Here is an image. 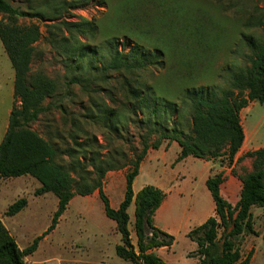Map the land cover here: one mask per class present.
<instances>
[{
  "label": "rangeland",
  "instance_id": "374dc122",
  "mask_svg": "<svg viewBox=\"0 0 264 264\" xmlns=\"http://www.w3.org/2000/svg\"><path fill=\"white\" fill-rule=\"evenodd\" d=\"M14 8L26 13L18 17L16 24L21 27L36 26L40 35L32 44L34 51L30 63V74L47 76L55 85L53 95L43 101L49 110L30 124L44 139L58 148V161L67 166L68 156L64 150L71 146L70 122L65 125L64 117H74L86 129L88 136H96L105 147L129 154L131 145L141 147L140 140L146 133L144 124L130 123L129 119L146 117L144 113L131 115L129 103L120 93L111 100L103 92L89 96L79 84L68 85L71 76L92 72L102 67L110 58L108 42L114 40L118 49L130 58L132 63L147 62L153 59V50L165 48L166 55L151 63L145 70L110 72L109 76H127L132 79L164 89V96L176 101L177 93L189 87L205 86L220 96L229 88L232 75L249 65L251 49L246 37L261 41L264 37V0H7ZM70 1L77 6L69 8ZM41 14L42 17L34 16ZM0 21L7 23L5 15ZM66 22L78 23L81 30H73ZM142 46L143 53H135L134 45ZM96 49V52L93 51ZM80 51H84L80 57ZM189 61V68L181 63ZM93 68V69H92ZM178 68L181 70L179 71ZM94 71V70H93ZM12 63L0 38V125L2 133L8 122V111L13 105ZM103 103L114 109L111 119L121 121V134L108 135L105 120L101 115L98 121L84 122L86 107L90 101ZM152 102H149V106ZM59 106L66 109V116ZM171 119L159 113L158 118ZM182 119L189 121L186 108ZM242 124L248 136L247 146L239 156L251 148L264 146V104L252 101L249 108L242 111ZM183 125V124H182ZM79 138H83L79 133ZM153 134L150 142L157 139ZM106 139V141L104 140ZM108 139V140H107ZM172 140L162 139L160 149L150 148V154L140 166V174L134 189L143 184L162 181L165 187H172L176 178H185L187 190L183 195L173 190L170 199L172 210L161 212L159 223H169L182 216L186 210L195 209L199 213L191 222L200 221L210 210L212 198L205 186L209 170L223 171L227 179L221 186V193L230 203L235 204L239 197L242 175L252 169L251 158L244 157L235 162L232 169L222 158L204 160L194 156L182 162L175 159L180 151L178 144L170 146ZM108 143V144H107ZM106 148L102 149L105 151ZM238 156V157H239ZM128 168L109 171L105 176L104 191L112 208H117L124 198L125 178ZM216 172V173H217ZM73 175L75 173L72 172ZM235 176L232 182L229 178ZM28 177V175L26 176ZM31 177V176H29ZM7 177H3L6 179ZM116 178L114 181H110ZM37 185L38 180L33 178ZM9 184L0 185V214L2 222L15 239L20 249L41 235L51 223L57 208V197L52 192L36 196L35 186L29 181L12 179ZM9 187V188H8ZM25 197L27 205L13 216H5L7 207L18 198ZM128 229L134 245L136 236L133 228L134 203L128 207ZM170 211L173 217H170ZM253 231H244L234 239L240 252V260L235 264H264V247L261 233L264 229V207H252ZM175 240L170 247L156 249L157 255L168 264H197L196 244L185 235L183 227L175 230ZM222 228L218 230L219 243ZM121 234L115 222L108 218L99 196L75 195L70 201L55 229L45 235L38 248L24 257L25 264H133L119 258L115 252L121 244ZM117 259V261L115 260Z\"/></svg>",
  "mask_w": 264,
  "mask_h": 264
},
{
  "label": "trees",
  "instance_id": "16d2710c",
  "mask_svg": "<svg viewBox=\"0 0 264 264\" xmlns=\"http://www.w3.org/2000/svg\"><path fill=\"white\" fill-rule=\"evenodd\" d=\"M68 6H77V1H70ZM0 14L8 19L7 23L0 21V38L14 70L13 105L0 142V177L30 175L40 183L34 190L36 196L52 192L58 199L47 229L22 249L0 219V264H25L24 257L35 252L40 240L55 229L71 199L77 194L86 196L95 191L103 203L106 216L115 222L116 230L121 234L122 243L115 249L117 256L133 264H167L154 250L170 247L174 237L155 227L153 220L165 193L152 184L144 185L136 193L132 187L149 149L159 148L165 138L175 141L180 147L176 162L188 156L206 161L220 157L234 174L232 166L235 162L244 157L251 158L252 169L237 175L241 186L235 204H231L221 194V185L225 180L223 171L206 178L205 186L214 203L215 216L208 217L202 224L187 232V237L196 244L198 264L237 263L241 255L235 247L234 239L244 231H253L251 208L264 207V148L236 157L245 139L241 110L252 101L264 104V37L261 41L246 37L251 49L249 65L232 75L229 88L220 96H216L211 88L200 85L180 90L176 101L165 98L164 89L155 85L149 86L123 75L109 76L110 72L124 71L131 74L138 69L145 70L151 63L166 55L164 47L153 50V59L132 63L118 49L114 40H110L109 60L100 68H92L94 71L91 70V73L71 76L68 85L79 84L89 96L103 92L111 100H116L115 94L120 93L124 101L129 103L131 115L136 116L137 112L144 113V110L149 109L146 117L129 119L130 123L144 124L146 128V133L140 140L141 147L131 145L129 154L112 150L110 145L105 147L100 143L96 136H88V132L76 118L64 117L65 125L70 122L69 138L72 145L64 150L69 161L67 166H63L58 161V148L30 128V124L42 112L49 110V105L44 106L43 101L56 90L55 83L47 76L30 74L34 51L32 44L40 33L36 26L17 25V18L26 16V13L14 8L7 0H0ZM34 16L42 17L39 13ZM65 24L75 31L82 29L78 23ZM133 49L138 55L143 53L142 46L138 44ZM93 51L96 52V49ZM83 53L84 51H80L79 56L82 57ZM181 65L180 68L186 69L193 66L189 61H184ZM149 102H152L151 106ZM59 108L66 116V109L61 106ZM185 108L189 117L187 123L182 119ZM160 112L166 119H171V115L176 114L171 126H168L167 120L158 118ZM114 113L113 108L92 100L86 107L84 122L98 121V116L103 115L102 119L108 130L105 138L115 134L118 136L121 134L120 127L125 125L111 119ZM79 133L83 138H79ZM153 134H158V137L150 142ZM104 148L106 150L102 151ZM123 168H128L124 174V198L117 208H112L103 190L104 179L107 172ZM131 203H134L135 245L128 229L127 210ZM26 205L25 197L18 198L7 207L4 215L13 216ZM220 228L221 243L218 240ZM261 236L264 247V229Z\"/></svg>",
  "mask_w": 264,
  "mask_h": 264
},
{
  "label": "crops",
  "instance_id": "0c3cea01",
  "mask_svg": "<svg viewBox=\"0 0 264 264\" xmlns=\"http://www.w3.org/2000/svg\"><path fill=\"white\" fill-rule=\"evenodd\" d=\"M12 95H13V93H12ZM252 102H250L245 108H243L242 110H241V112H240V117H241V124H242V111L244 110V109H247V108H249V106H250V104H251ZM9 113H10V110L8 111V118H9ZM7 124H8V122H7ZM242 126H243V124H242ZM6 128H7V125H6ZM244 128V127H243ZM5 131H6V129H5ZM5 131H4V133H5ZM4 133H2V125H0V142H1V140H2V138H3V135H4ZM248 141H249V139H248V136H247V134H246V132H245V139H244V142H243V144H242V146H241V148H240V150H239V152L237 153V155H236V157H238L239 156V154L242 152V150H245L244 148L247 146V143H248ZM177 143L175 142V141H173V142H171V144H170V146L169 147H171V146H174V145H176ZM162 147H164V146H161V147H159L158 149H160V148H162ZM258 148H264V146H260V147H258V146H256V147H254V148H251L249 151H252V150H255V149H258ZM150 154V150L148 151V153H147V155H146V157H148V155ZM145 157V158H146ZM144 158V159H145ZM188 157H186V158H184L183 160H181L180 162H182V161H184V160H186ZM142 163V162H141ZM217 171L215 170V172H212V171H210L209 170V172H208V176H211V175H213V174H215ZM219 172V171H218ZM139 174H140V172H139ZM139 174L135 177V179H134V181H133V185H132V187H133V191H134V193H136L140 188H142L144 185H146V184H148V183H143V184H141L138 188H137V190L136 189H134V185H135V182H136V180H137V177L139 176ZM224 175H225V180L227 179V175L224 173ZM27 175H22V176H18V177H7L6 179H4L5 181H3V177H0V185H5V184H9V187H11V186H13V185H15V184H13L12 185V182H10L9 180H12V179H20V180H24L25 179V181H29L30 183H31V185H33V186H35L36 188L37 187H39L40 186V183L37 185V183H35V181H34V179H33V177L31 176V177H29L30 175H28V177H26ZM207 176V177H208ZM181 177L182 178H176L175 179V184L172 186V187H170V186H168V187H165V185L162 183V181H160V180H156V181H154L153 183H151L152 185H154V186H156V187H158V188H160L164 193H165V197H164V199H163V201L161 202V204H160V206L158 207V209L155 211V214H154V216H153V220H154V225H155V227H157V228H159V229H161L162 231H165V232H167V233H169V234H171L173 237H174V240H175V232H174V230L177 228V227H183V230H184V233H185V235H187V232L189 231V230H191L192 228H194V227H196V226H198V225H200V224H202L208 217H210V216H215V211H214V203H213V201H212V204L210 205V210H209V212L200 220V221H198V222H191V220L192 219H196V217H198L199 216V213H198V211L196 212L195 211V209H191V210H186V212H184L183 214H182V216L180 217V219L178 218L177 219V216H176V218L175 217H173L172 215H173V212L172 211H170V217L172 216L174 219H176V220H170V222L169 223H167V222H165L164 223V226L162 225V224H160L159 223V218H160V214H161V212H164V211H168V210H172V208H170V204H171V201L173 200V199H170L169 197H170V195H171V193H172V191L173 190H177L176 192V194H178V195H183V192L184 191H186L187 190V185L186 184H184V180H185V178L183 177V175H181ZM233 178H236L235 176H231V178H229V182H232L233 181ZM116 178H112L111 180H109V182L110 181H114ZM224 180V181H225ZM39 182V181H38ZM224 183V182H223ZM222 183V184H223ZM104 184H105V181H104V183H103V190H104ZM222 186V185H221ZM1 187V186H0ZM8 187V188H9ZM105 192V191H104ZM47 193V192H46ZM106 194V193H105ZM222 194V193H221ZM43 195V194H42ZM90 195H93V196H98V193L95 191V192H93L92 194H90ZM107 195V194H106ZM73 199V198H72ZM71 199V200H72ZM230 202V201H229ZM70 203V202H69ZM232 204V203H231ZM69 205V204H68ZM131 205V204H130ZM63 215V214H62ZM61 215V216H62ZM60 216V217H61ZM0 219L2 220V218H1V214H0ZM60 219V218H59ZM130 219V218H129ZM133 221H134V219H133ZM54 230V229H53ZM52 230V231H53ZM263 232V231H262ZM135 233V232H134ZM261 235H262V233H261ZM130 236H131V232H130ZM132 239V238H131ZM155 252H156V249L154 250ZM119 257V256H118ZM120 258V257H119ZM116 261H117V259H115ZM121 260H124V259H122L121 258ZM124 261H128V260H124ZM165 261V260H164ZM199 261V260H198ZM198 261H197V264H198ZM130 262V261H129ZM166 262V261H165ZM167 263V262H166ZM168 264V263H167Z\"/></svg>",
  "mask_w": 264,
  "mask_h": 264
}]
</instances>
